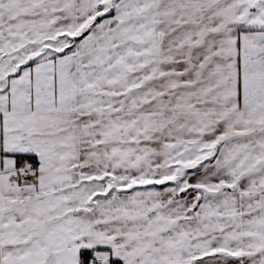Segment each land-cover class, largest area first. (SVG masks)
I'll list each match as a JSON object with an SVG mask.
<instances>
[{"label":"snow or ice","instance_id":"6c2138e0","mask_svg":"<svg viewBox=\"0 0 264 264\" xmlns=\"http://www.w3.org/2000/svg\"><path fill=\"white\" fill-rule=\"evenodd\" d=\"M0 264H264V0H0Z\"/></svg>","mask_w":264,"mask_h":264}]
</instances>
